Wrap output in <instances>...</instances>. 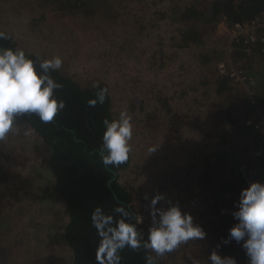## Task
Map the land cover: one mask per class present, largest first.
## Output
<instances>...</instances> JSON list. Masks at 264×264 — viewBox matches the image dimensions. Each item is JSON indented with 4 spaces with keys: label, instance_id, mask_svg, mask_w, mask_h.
Returning a JSON list of instances; mask_svg holds the SVG:
<instances>
[{
    "label": "rangeland",
    "instance_id": "rangeland-1",
    "mask_svg": "<svg viewBox=\"0 0 264 264\" xmlns=\"http://www.w3.org/2000/svg\"><path fill=\"white\" fill-rule=\"evenodd\" d=\"M71 1L0 0V31L40 59L62 57L59 71L81 86L108 88L114 118L127 111L134 124L132 161L117 176L134 196L141 237L149 235L151 201L160 194L156 208L178 204L207 236L163 257L154 253L157 264H193V258L212 264L211 253L220 251L210 228L226 209L216 198L218 187L257 173L254 139L226 119L231 110L243 124L247 96L231 81L232 88L220 92L222 79L229 78L219 65L225 60L254 78L256 96L264 54H255L253 44L246 56H236L239 45L225 19L204 29L200 45L181 47L183 27L173 10L194 0H87L75 8ZM41 142L20 120L0 141V264L73 262L65 236L69 214ZM150 147L157 151L149 153ZM217 152L229 166L207 165Z\"/></svg>",
    "mask_w": 264,
    "mask_h": 264
},
{
    "label": "trees",
    "instance_id": "trees-1",
    "mask_svg": "<svg viewBox=\"0 0 264 264\" xmlns=\"http://www.w3.org/2000/svg\"><path fill=\"white\" fill-rule=\"evenodd\" d=\"M86 2L87 0H72L68 5L74 8L84 7ZM263 11L264 0H194L190 4L177 5L173 10V16L175 22L183 27L179 39L180 46L187 48L200 45L205 35L204 29H214L220 19H225L228 24L234 25L250 21ZM261 34L264 36V30ZM16 45L11 39L0 40V49L7 47L16 49ZM237 45L239 47L236 56H246L244 50L247 46L243 40ZM254 52L263 55L264 42L259 40L255 44ZM26 54L39 66L41 59L38 56L27 52ZM52 76L63 85L62 89L56 90V96L66 104L55 121L49 124L42 123L35 114L17 116L15 120L32 127L46 150L48 156L46 163L55 177V191L65 202L69 214L65 236L74 256L72 264H96L99 237L92 225V213L97 206H100L105 214L119 219L121 214L116 213L114 209L123 205L133 214L134 209L131 204L134 196L129 189L118 182V176L115 178V174L118 175L129 168L132 159L130 158L128 163L119 168L108 169L101 163L99 147L105 131L103 120L115 119L110 93L103 105L97 104L96 107L90 108L87 101L95 98L98 90L96 87L85 88L61 71L53 72ZM258 84L259 93L255 98L258 108L264 110V74ZM99 86L106 87L100 84ZM230 87L232 88L230 80L222 79L220 92L223 93ZM246 99L243 98L244 103L243 100L242 103L247 106V110L243 117L240 115V119L249 117L256 110L255 106ZM235 114L236 112L229 110L227 124L239 130L242 136L248 135L254 139L257 173L246 178L239 176L218 187L216 198H219L218 200L222 198L226 202V209L222 215H217L210 233L216 240L222 257L231 256L237 260V264H248L249 257L242 247L243 242L229 241V233L238 222L233 217V212L238 210L241 190L248 187L252 181L264 182V144L254 129L239 124L238 116L236 117ZM224 137L223 134L219 135L222 142ZM221 159L222 161L217 152L211 156L207 165L213 169L230 165L223 158ZM111 180L113 181L109 185ZM217 206L218 204L215 207ZM126 219L130 222L129 218ZM147 237L148 235L142 238L146 240ZM120 255L119 264H147L148 255L153 256L154 264H157L154 253L144 248L132 250L130 247H125Z\"/></svg>",
    "mask_w": 264,
    "mask_h": 264
},
{
    "label": "clouds",
    "instance_id": "clouds-1",
    "mask_svg": "<svg viewBox=\"0 0 264 264\" xmlns=\"http://www.w3.org/2000/svg\"><path fill=\"white\" fill-rule=\"evenodd\" d=\"M8 39L10 36L0 31V40ZM62 67L63 58L60 56L41 59L37 66L36 61L21 48L0 49V141L6 140L14 131L17 116L35 114L42 123L55 121L66 104L56 96V90L62 89L63 85L53 78L52 73ZM94 87L98 90L95 98L87 101L90 108L103 105L109 95L107 87L101 88L98 83ZM103 125L105 131L99 147L101 163L108 169L119 168L129 162L133 153L132 117L127 111H121L116 119L105 118ZM148 151L154 153L157 148L150 147ZM162 199L164 197L158 194L151 201L152 227L146 240L137 228L142 223V217L136 216V223H130L126 218L130 219L132 213L123 205L114 209L121 214L119 219L105 214L103 208L97 206L91 216L99 237L96 264H119L120 252L125 247L148 249L163 257L183 244L206 238L205 230L194 224L193 216L183 212L178 204L166 209L156 208ZM233 217L238 222L230 229L229 241L243 242L242 247L249 257L248 264H264V182L252 181L241 190L238 210L233 212ZM209 259L212 264H237L234 257H222L216 251ZM146 260L147 264H154L153 256L148 255ZM193 264L200 262L193 258Z\"/></svg>",
    "mask_w": 264,
    "mask_h": 264
},
{
    "label": "built area",
    "instance_id": "built-area-1",
    "mask_svg": "<svg viewBox=\"0 0 264 264\" xmlns=\"http://www.w3.org/2000/svg\"><path fill=\"white\" fill-rule=\"evenodd\" d=\"M262 30H264V11L250 21L232 25V38L237 40L238 44L243 40L246 46L253 45L258 43L259 40L264 42V36L261 34ZM248 52L251 53V50L248 49ZM227 66L228 62L222 60L219 65L220 73L226 75L233 86L242 87L244 89L243 92L247 96L245 97L256 108L249 117L242 119L243 124L245 127L254 129L264 144V110L259 109L257 106L254 94L256 80L236 68H232L229 71Z\"/></svg>",
    "mask_w": 264,
    "mask_h": 264
},
{
    "label": "water",
    "instance_id": "water-1",
    "mask_svg": "<svg viewBox=\"0 0 264 264\" xmlns=\"http://www.w3.org/2000/svg\"><path fill=\"white\" fill-rule=\"evenodd\" d=\"M115 178H117V174H115ZM114 178V179H115ZM113 180H111L110 182H109V185H110V183L112 182ZM112 192L114 193V190H112ZM115 195V194H114ZM131 221L133 222V221H136V214L135 213H133V218L131 219Z\"/></svg>",
    "mask_w": 264,
    "mask_h": 264
},
{
    "label": "flooded vegetation",
    "instance_id": "flooded-vegetation-1",
    "mask_svg": "<svg viewBox=\"0 0 264 264\" xmlns=\"http://www.w3.org/2000/svg\"><path fill=\"white\" fill-rule=\"evenodd\" d=\"M133 213H134V212H133ZM132 218H133V214H132V217H131L130 220H129L130 223H135V221H133V222L131 221Z\"/></svg>",
    "mask_w": 264,
    "mask_h": 264
}]
</instances>
